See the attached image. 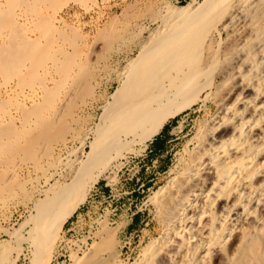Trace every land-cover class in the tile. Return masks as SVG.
Wrapping results in <instances>:
<instances>
[{"label": "bare ground", "instance_id": "obj_1", "mask_svg": "<svg viewBox=\"0 0 264 264\" xmlns=\"http://www.w3.org/2000/svg\"><path fill=\"white\" fill-rule=\"evenodd\" d=\"M23 2L27 0H0V29L13 32L18 28L20 32L22 28L17 27V18L20 15L21 18L26 17ZM50 2L53 13L48 19L39 18L41 36L31 39L32 44L27 41L30 44L27 50L22 49L20 42H16L20 45L13 43L18 38L14 33L18 34V31L12 33L16 38L11 41L8 40L9 32L0 34V74L4 77L0 85V110L13 99L9 96L16 93V98L22 96L23 100L31 102V107L22 104L26 117L34 115L38 119L33 121L35 125L28 121L20 129L8 128L7 123L3 125L0 122V168L12 163L19 154L26 155L27 159L35 156L38 139L49 133L50 121L43 112L56 103L53 100L56 86L44 87L41 85L43 78L31 70L28 75L20 77L23 72L20 63L33 60L40 65L49 59L56 64L58 58L51 51L53 44L50 40V33L58 29L54 23H65L61 12L70 2L86 7L83 0ZM166 18L168 20H162L165 27L138 47L139 55L129 58L126 65L117 70L116 86L112 93L103 96L99 120L80 141L85 144L91 139L87 160L79 161L76 167L73 164V168L70 167V171L63 175L70 176L71 181L62 182L60 189L52 188V192L37 204V214L31 222L33 227L27 235L22 232L16 234L14 247L1 243L0 264H15L25 243L34 247L32 264H50L61 228L86 199L101 173L123 151L129 150L138 140L145 142L151 139L171 117L177 116L183 109V105L178 103L183 96H187L183 102L185 109L206 89L210 90L209 98L217 104V111L206 128L198 132L196 145L189 149L179 175L159 191L158 203L166 230L163 240L156 242L150 252L160 257L158 264H264V0H206L195 8L184 9L178 19ZM180 21L182 27L173 34V27ZM218 23L221 25L218 36L226 33L224 43L217 42L216 46L206 44ZM65 61L67 64L71 60ZM65 61L57 68V72L63 75L76 62L71 61L67 67L63 64ZM16 75L19 83L16 82L14 89L15 86L9 83ZM36 81L40 83L39 89L35 88ZM18 87L21 91L17 93ZM1 88L11 89V93H7V101H1ZM59 149V155L63 152L69 156L73 151L69 146ZM49 155L51 157L52 152ZM57 167L54 166V170ZM19 168L21 166H15L11 174L16 175ZM6 179L7 173L1 170L0 198L6 189ZM100 244L85 252L83 257L73 255L74 264L85 263L89 255L100 249Z\"/></svg>", "mask_w": 264, "mask_h": 264}, {"label": "rangeland", "instance_id": "obj_2", "mask_svg": "<svg viewBox=\"0 0 264 264\" xmlns=\"http://www.w3.org/2000/svg\"><path fill=\"white\" fill-rule=\"evenodd\" d=\"M205 1L206 0H83L86 7L75 2H70L68 7H65V10L61 12V16L65 19L64 22L67 24L58 23L56 21L54 26L58 29L56 30L55 28L53 29L54 33H50V40H52L51 42L54 45H52L53 48L51 51L55 54V57L58 58L56 59L57 62L55 64L54 61L51 62L52 60H45L42 64L37 65L38 74L36 73V76L43 78L42 82L44 84L41 82V85L44 87L52 88L56 86L53 97L56 103H54L53 108L51 107L50 110L49 108L46 109L48 112H46V110L43 112L48 115L47 117L49 118L50 125L53 126L54 124V126H50L49 133L46 137L38 139V143L36 144V150L38 151L34 154L35 156L27 159L26 155L19 154L20 156L17 155L12 163L3 165L0 168L3 172L7 173L6 189L2 192V199L0 198V245L1 243H7L9 246L14 247L16 244V234L22 232L21 234L27 235L26 233L33 227L32 219L37 214V204L46 198V194L52 192V188L60 189L62 188V182H70V176L69 178L65 176V178L63 175L67 174L71 168L78 166V163H80L79 161L84 162L87 160L86 155H88L87 153L91 150V139H88L85 144L80 141H83L82 138L86 131L94 128L96 122L99 120L98 117L101 115L104 105L103 96L112 93L116 86L114 79L117 70L125 66L129 58H136L139 55L138 47L149 40L152 34L163 28L164 25L162 20L164 18V20H168L166 17H169V19H178L182 16L184 9L195 8L197 4H203ZM1 2H5V0H1ZM36 3H39L38 6H35ZM42 3L43 2L39 1L34 2L33 6H35V9H32L30 13H28L30 8L26 7L29 9L25 11L26 17L21 18L20 10L17 12V17L20 15L21 18H17V22L19 23H17V27L21 26L22 29H20V32L18 28L14 31H18L20 36L17 32L14 33V31H10V34L9 31H4L2 29H0V34L6 32L5 35H7L9 32V41L16 38L12 33L18 37L16 40L26 32L28 33H26L27 36L32 39H36L38 36L40 37V27L38 26V22H40L39 18L44 17L48 19L49 15L53 13L51 8L46 9L49 13H44L45 15L41 13V8L45 5ZM19 8L20 7H18V9ZM33 10L39 13H35ZM30 16L32 17L30 18ZM178 24L179 25L173 27V29H175L172 31L173 34H177L182 27L181 21ZM214 26L217 27L214 28ZM214 26H212L214 29L207 39L208 41L206 40V44L210 43L216 46L218 45L217 42L221 44L224 43L226 33L223 32V36L221 37L219 35V37L218 30L221 28V25L218 23ZM35 30H39V34ZM60 30L62 31L60 32ZM31 33L34 35L31 36ZM53 38L55 40H53ZM42 41L48 45L50 44V42L45 39ZM65 59L68 60V62L71 60L72 63L76 61L74 64L77 66L74 64L71 65V61L67 63V65ZM62 61H65L63 64L67 67L71 65L70 68H67L68 70L72 68L71 71L67 70V73L64 75L57 72L58 65H60ZM43 66L44 69L41 70L40 68H43ZM79 68L81 70H79ZM49 74H51V76ZM59 76L60 78L64 77V79L60 80ZM3 80L4 77L0 80V85L4 82ZM52 80L54 81V86ZM64 81H66V83ZM16 82L18 84L19 79L13 76L9 84L10 86L12 85V87L15 86V89L17 87V85H15ZM38 82L39 81H36L34 85L35 88L39 89L40 83ZM61 82L65 84L62 83V85H60ZM79 85H81L82 88L81 86L79 87ZM61 86L64 87L62 88ZM75 86L77 88H75ZM25 89L28 92L30 91L28 88ZM10 90L11 89L1 88V101H7L9 97H13V99L0 110V122L3 123V125L7 123L8 125L6 124V127L8 128L16 129L22 128L28 121L35 125L33 121L37 122V116L33 117L34 115H32V117H26L23 113L22 104H27L28 107H31V102L29 100H23L22 96H17L16 98V93H12L9 96L7 93H9ZM20 91L18 87L17 93ZM209 93V89L204 90L201 97L194 100V102L185 109L184 103L187 96H183L178 102L183 105V109L177 116L171 117L169 121L164 124V126L167 125L165 129L163 126L156 135L145 142L138 140L129 150L123 151V154L115 159L116 161H112L103 172L101 171L102 173L98 181L90 188V192H88L86 197L87 200L85 199L83 203L80 204L81 206L79 205L76 208L61 228L55 247H57L56 251L59 248L63 255L55 258V252L50 264H74L73 255L83 257L85 252L94 249V246L96 248L101 242L102 245L100 244L99 250L102 249V252L97 250V252H95L97 256L94 253L92 256L89 255L87 260L89 264L159 263L160 257L156 253L150 252L153 245L163 240L166 230L159 208L158 194L162 188L169 186V183L179 175L178 173L181 170L183 161L188 157L189 149H192L196 145L195 140L198 132L206 128L205 126L211 121L213 115L217 111V104L210 100ZM3 98L5 99L3 100ZM16 100H18V102ZM68 110H70L69 112L71 113H68ZM174 118H177V121L173 123L172 121ZM155 137L165 139V150L159 152L158 155L150 151V149H153L152 141ZM67 146L73 147L72 155H64L63 152L59 155V151L57 150L60 147L64 148ZM51 149H55V151L53 152ZM51 152L52 156L49 157ZM75 163H77V165ZM15 166H21L16 175L11 174V170H13ZM54 166L58 167L54 170ZM56 170L58 172L56 173L61 176L55 173ZM43 175L45 177H43ZM150 177H152V180L149 184H145L146 186H142L144 191L140 192L139 197L137 199H135V197L131 198L133 199V203L131 204L130 212L141 213V218H144L143 223H146V225L143 226L144 231H135L131 234L120 233V228L124 223L117 222L113 218L112 213L115 212V205L108 203L109 200L119 196L121 192L119 187L121 185H138ZM136 178H139V180L137 181ZM101 184H105L107 189H111V191L104 192L103 189L100 188ZM103 187L105 188V186ZM133 187L135 188L136 186ZM147 187H149V189H147ZM110 204H112V206ZM88 236L87 249L77 252L74 245L80 243V241H86ZM109 242L111 243L109 244ZM24 246L23 253L20 254V259H18L15 264H32L35 251L33 250L34 247L31 243H25ZM155 256H158V258ZM95 259H97V261ZM87 261L85 260V263Z\"/></svg>", "mask_w": 264, "mask_h": 264}, {"label": "crops", "instance_id": "obj_3", "mask_svg": "<svg viewBox=\"0 0 264 264\" xmlns=\"http://www.w3.org/2000/svg\"><path fill=\"white\" fill-rule=\"evenodd\" d=\"M34 1L36 2H42L43 0H27V2H23L22 3V9H23V11H27L28 9L27 8H30V9H32L33 7V5H34ZM50 1H53V0H44V4L46 5V7L45 6H43L42 8H45V9H43L42 10V13L44 14V13H49V11L47 10L46 11V9H47V6H48V8H51V2ZM33 2V3H32ZM48 3H49V5H48ZM29 4V5H28ZM50 6V7H49ZM25 7H27V8H25ZM31 11V10H30ZM45 15V14H44ZM24 34V33H23ZM21 35V37H20V39H18V40H16V42H20V44H21V46L23 47L22 49L25 51V50H27L28 49V47H29V45L30 44H32V38H30L29 40H27V38L29 37V36H25V34L24 35ZM28 34V33H27ZM32 34V33H31ZM34 34H32L31 36H33ZM24 39V40H23ZM26 39V40H25ZM20 40H22V41H20ZM27 41H28V43H30V44H28L27 43ZM15 42V43H16ZM24 42H25V44H24ZM14 43V44H15ZM18 43H16V45L18 44ZM25 45V46H23V44ZM20 44H18V45H20ZM27 45V46H26ZM19 47V46H18ZM25 47V48H24ZM27 47V48H26ZM21 48V47H20ZM28 61V62H27ZM27 61H23V62H21L20 63V65H21V67H22V69H23V72H21L20 74H19V76L21 77L23 74H25V75H28L29 74V72H30V70H31V72L33 71V72H35V73H33V74H36V68H37V64L33 61V60H31V61H29V60H27ZM31 62V63H30ZM28 64V65H27ZM34 64L36 65V66H34ZM20 65H19V67H20ZM31 65H33L34 66V68H33V66H31ZM32 68V69H31ZM18 75V74H17ZM16 75V78L17 79H19V76H17ZM2 75L0 74V80L2 79V77H1ZM150 151H151V149H150ZM155 154V153H154ZM153 161H155V160H153ZM146 179V178H145ZM136 180L138 181L139 180V178H136ZM152 180V177H150V178H148V179H146L145 181H143L142 183H140V184H133V185H131V184H129V185H125V186H123V185H121L120 187H119V190L121 191L120 193H119V196L117 197V198H112V199H110L109 200V202L108 203H112V204H114L115 205V212H113L112 214V216H113V218L115 219V221H117V222H120V223H124V225H122L121 226V228H120V233H122V234H126V233H129V234H131L132 232H135V231H144V227L143 226H145L146 225V223H143V220H144V218H141L142 217V215H141V213H138V212H130V210H131V204L133 203V199H131V198H133V197H135V199H137L138 197H139V194H140V192H142V191H144V188H142V185H144V186H146L147 184H149V182ZM146 184V185H145ZM103 186H105V188L103 187ZM133 186H136L135 188L133 187ZM100 188L101 189H103V191L104 192H108V191H111V189H107V187H106V185L105 184H101L100 185ZM125 188V189H124ZM147 189H149V187H147ZM112 204H110L111 206H112ZM111 214V213H110Z\"/></svg>", "mask_w": 264, "mask_h": 264}, {"label": "trees", "instance_id": "obj_4", "mask_svg": "<svg viewBox=\"0 0 264 264\" xmlns=\"http://www.w3.org/2000/svg\"><path fill=\"white\" fill-rule=\"evenodd\" d=\"M177 121V118L173 119V123ZM167 125L164 126V129ZM163 129V130H164ZM153 149H151V152H154L156 155L159 154V152H162L165 150V139L155 137V139L152 141Z\"/></svg>", "mask_w": 264, "mask_h": 264}, {"label": "built area", "instance_id": "obj_5", "mask_svg": "<svg viewBox=\"0 0 264 264\" xmlns=\"http://www.w3.org/2000/svg\"><path fill=\"white\" fill-rule=\"evenodd\" d=\"M88 238L89 237H87L86 241H84V242L80 241V243H77V244L74 245V248L76 249L77 252L84 251V249H87V247H88ZM62 255L63 254L60 252V250L58 248L57 251H56V254H55V258L56 257H60Z\"/></svg>", "mask_w": 264, "mask_h": 264}]
</instances>
